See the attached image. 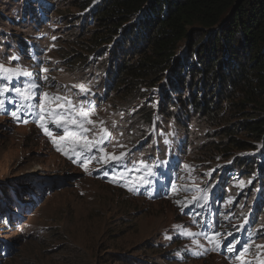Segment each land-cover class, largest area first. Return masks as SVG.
Instances as JSON below:
<instances>
[{
  "label": "rangeland",
  "instance_id": "obj_1",
  "mask_svg": "<svg viewBox=\"0 0 264 264\" xmlns=\"http://www.w3.org/2000/svg\"><path fill=\"white\" fill-rule=\"evenodd\" d=\"M43 1L46 7L32 1L30 13L24 12V0H17L13 7L11 0L0 1V14L6 20L0 23V64L19 69L17 60L10 58H21L22 53L29 51L31 55L34 50L40 54L43 69L48 71L32 67L28 60L31 56L23 58V62L31 66L36 78L41 73L47 76V80H41L43 91H53L64 84L71 95L78 92L71 89L72 84L85 83L93 87V99L100 95L98 109L95 106V115L90 118L105 121L112 133L113 139L107 143L108 153L119 155L128 151V155L147 157L154 151L164 152L167 147H175L182 163L179 175L187 184L208 186L209 180L213 183L223 174L220 185L222 190L227 188L228 196L221 204L244 214L258 191L255 180L249 186L248 179L255 178L259 170L254 169L252 175L243 178L238 172H224L221 167L231 165L235 157L253 153L235 149H214L209 153L210 147L218 144L223 130L198 117L186 119L184 126L163 118L149 126L140 122L134 110L126 113L122 99L111 92L115 84L112 88L107 83L105 92L107 52L117 38H110L106 50L89 53L86 44L76 46L65 35L68 33L65 28L80 26L78 21L82 14L70 6L73 2ZM37 7L46 17L44 21L40 20ZM15 37L19 40L13 42ZM20 44H25L22 51ZM71 51L83 61L65 63L61 55L68 56ZM160 88L150 90V97H158L154 102L152 98V102H148L150 98H147L127 105H149L153 111L151 117L159 118ZM188 89L185 86V90ZM124 90L125 87L120 89ZM59 92L64 94L66 88ZM72 99L81 101L84 97L76 95ZM36 111V115L21 114L22 119L29 121L27 124L0 117V251L7 247L9 251L4 256L0 253V264L128 263L126 260L116 262L119 259L116 255L130 256L135 264H233L216 239L209 244L205 237L212 238L210 230L183 214L181 195L155 199L137 196L138 193L134 197L130 188L142 185L141 182H131L127 177L118 184L109 182L106 180L109 174L98 177L94 172L97 168L91 164L85 170L79 162H73L80 158L69 150L73 147L71 140L61 142V146L69 150L73 160L56 150L52 138L34 122L38 121V109ZM113 121L116 127L112 126ZM40 123L54 136L63 134V129L58 128L51 117ZM120 144L124 147H119ZM257 150L262 151L259 146ZM197 192L203 193L202 190ZM259 208L253 229L259 226L264 229V194ZM217 242L219 246L214 248ZM256 243H264V230L258 232Z\"/></svg>",
  "mask_w": 264,
  "mask_h": 264
},
{
  "label": "trees",
  "instance_id": "obj_2",
  "mask_svg": "<svg viewBox=\"0 0 264 264\" xmlns=\"http://www.w3.org/2000/svg\"><path fill=\"white\" fill-rule=\"evenodd\" d=\"M11 1V7L17 4ZM32 1L37 0H24V12ZM71 1L70 6L82 14L80 26L65 28L72 43L86 44L93 53L106 50L110 38H117L107 52L106 70L124 111L134 110L147 125L155 118L149 105L127 103L147 98L154 102L158 97H150V90L161 87L155 123L163 118L184 126L186 119L198 117L220 127L218 144L209 153L214 149L252 152L238 156L233 165L242 169L241 174L259 167L255 190L263 196L264 0ZM36 10L40 12L39 7ZM4 17L0 14V23L6 22ZM61 56L65 63L83 61L72 51ZM115 257L118 263L135 264L130 256Z\"/></svg>",
  "mask_w": 264,
  "mask_h": 264
},
{
  "label": "clouds",
  "instance_id": "obj_3",
  "mask_svg": "<svg viewBox=\"0 0 264 264\" xmlns=\"http://www.w3.org/2000/svg\"><path fill=\"white\" fill-rule=\"evenodd\" d=\"M39 6H45L47 3L43 0L36 1ZM31 2H29L30 4ZM38 8V7H37ZM33 11V7L30 6V9L26 11V13H30ZM39 12V18L41 21L46 19L45 16ZM43 24V23H42ZM42 27H39L41 29ZM19 38L15 37L13 42L18 41ZM22 51L25 47V44H20ZM46 49L42 52H45ZM48 51V50H47ZM41 53V52H40ZM26 56H31L28 60L30 61L32 67L43 69L44 65H41L40 54L37 55L34 50L30 55V51L28 53H22L21 58L18 57L17 65L19 69L29 71L31 73L30 77L20 76L17 79H13L10 84L6 80H0V84H8L10 88L13 86L19 87L23 81H27V83L36 82L40 85L39 92H49L50 94L57 93V88L53 91H43L41 87V80H44V73L40 74L39 78H36L34 72L31 70V66L25 64L23 62V58ZM18 79H21V82H17ZM109 83L107 70L105 71V92H106V84ZM111 86V85H110ZM114 85H112V88ZM91 88V93L87 97V101H90L93 106H97L98 109V99L100 95H97L95 99H93V87ZM65 89V85H62V88H59V91ZM96 92V91H95ZM113 92V91H111ZM111 94V93H110ZM112 95V94H111ZM0 99L4 100L3 110H0V117H4L6 120L13 122V118L6 114V111L9 109L17 108V105L20 103V97L15 95L13 92H9L3 96H0ZM85 99V98H84ZM83 99V100H84ZM190 110V109H189ZM156 117L147 125L151 126L155 123ZM128 152V151H126ZM92 155L99 156L96 151ZM237 157L233 158V162ZM139 161H143L145 166L138 165ZM180 158V153L177 151L175 147H167L164 152H156L151 155L145 157L143 155L134 156L131 153L123 160V165L127 169L126 177L131 181L141 182L140 185L135 191H132L134 194L132 196L136 197L139 193L140 197L146 198H163L168 195L178 194L181 195L179 201L182 202V211L188 219H191L193 222H196L197 225H205V228H209L212 233V239H216L220 245L223 247L224 252L227 251L226 258L230 260L233 264H241V261L235 259V256L242 251L246 246H250L249 254H246L242 257L243 261H251V264H264V255L258 256V249L256 248V240L258 239V232L263 231V227L259 226L258 228L253 229L254 225L257 224V214L260 211V204L263 200V196L258 197V191L256 192L254 198L251 199L252 204L249 205L244 214H238L237 210L234 207L223 206L221 202L227 198L228 190H222L220 183L222 179L225 177L223 174L218 176V179L211 183L209 180L208 186L201 185L199 183L187 184L182 177H180V173L182 172V163ZM91 165H95V168L102 169L105 164L100 160H94ZM137 167H139V171H136ZM235 167L236 169H233ZM149 169L151 171H149ZM221 169L224 172L236 171L243 178H247L249 175L254 173V169L257 171L259 167L254 168L251 172H244L241 174L242 169H240L237 165H233V163L229 166H222ZM95 170V171H96ZM94 171V172H95ZM257 173L256 177L259 175ZM106 173L104 176L98 177H106ZM255 177V178H256ZM255 178L248 179L250 182L249 186H252ZM109 182L120 183L115 177L109 175L106 179ZM258 189V188H257ZM197 190H202L203 193L197 192ZM207 193V203L204 202L203 196ZM153 194V196H152ZM199 197L198 202L193 199V197ZM258 202V203H257ZM251 203V202H250ZM257 203V204H256ZM250 207V210H249ZM238 223H243L239 225ZM233 241V242H232ZM235 246L237 252L233 253L229 251V246ZM264 245V243L262 244ZM228 247V248H227Z\"/></svg>",
  "mask_w": 264,
  "mask_h": 264
},
{
  "label": "snow or ice",
  "instance_id": "obj_4",
  "mask_svg": "<svg viewBox=\"0 0 264 264\" xmlns=\"http://www.w3.org/2000/svg\"><path fill=\"white\" fill-rule=\"evenodd\" d=\"M10 60L16 61L18 57L12 56ZM43 71L46 73L48 70L43 69ZM0 74H4L0 75V80H6L8 84H10L13 79H17L20 76L25 78L31 76V73L27 71L17 68H8L5 67L4 64H0ZM44 78L47 80V76ZM8 84H0V96L13 92L21 98L16 110L11 112V116L18 122L27 124L29 121L27 119H22L21 112H23L24 115H36V110L38 109V121L34 122L42 128L46 136L52 138V143L56 147V150L66 158L73 160V156L69 155V150H71L80 158L79 161L73 160V162H79L80 166L85 170L94 160H100L104 163L108 161L120 163L126 159L128 155L127 152H121L119 155L107 152V143L113 139V136L105 126V121L99 120L97 122L90 118L95 115L96 109L90 101H87V97L91 93V88L85 83L72 84L71 89H78V92H73L71 95L68 94L70 91L68 86H65L66 92L64 94H60L59 89L57 93L50 94L49 92L40 93L38 91L40 85L36 82L28 83L22 87L13 86L12 88H10ZM76 95L83 96L85 99L74 101L72 96ZM33 101H35V103H33ZM3 105L4 100L0 99V110H3ZM50 117L54 119L58 128L63 129L62 135L54 136L53 132L50 131L48 127L40 123ZM112 126L116 127L115 121H113ZM69 140L73 142V147L66 150L65 147L61 146V142ZM115 146L116 145H113V147ZM119 147H124V145L120 144ZM77 148L81 149V151H77ZM93 151L98 152L100 155H92L91 153ZM138 165L146 167L143 161H139ZM136 171H139V167H137ZM149 171L151 170L149 169ZM193 199L198 202L199 197L194 196ZM203 199L204 202L207 203V193L204 194ZM188 235L191 234L189 233ZM205 238L208 240L209 244H213L211 237L206 236ZM217 246H219L218 242L214 245V248ZM256 248L258 249V256L264 255V245L257 244ZM229 251L233 253L237 252L234 245L229 246ZM249 252L250 246H246L235 256V259L241 261V264H251V261L242 260V257L249 254Z\"/></svg>",
  "mask_w": 264,
  "mask_h": 264
},
{
  "label": "bare ground",
  "instance_id": "obj_5",
  "mask_svg": "<svg viewBox=\"0 0 264 264\" xmlns=\"http://www.w3.org/2000/svg\"><path fill=\"white\" fill-rule=\"evenodd\" d=\"M8 248V247H7ZM7 248H5V249H2L1 251H0V253L4 256V255H6L9 251H7ZM10 250V249H9Z\"/></svg>",
  "mask_w": 264,
  "mask_h": 264
}]
</instances>
